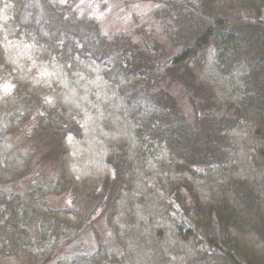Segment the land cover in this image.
<instances>
[{
  "label": "trees",
  "instance_id": "trees-1",
  "mask_svg": "<svg viewBox=\"0 0 264 264\" xmlns=\"http://www.w3.org/2000/svg\"><path fill=\"white\" fill-rule=\"evenodd\" d=\"M155 1L149 15L173 46L164 62L127 35L105 34L79 0H0V76L26 112H42L35 133L59 153L54 182L13 189L32 154L14 139L23 110L0 101V259L24 261L56 237L48 264L88 230L95 248L65 264H142L143 248L153 264H264V0ZM204 77L222 100L209 101ZM80 79L87 91L68 87ZM81 100L123 122L101 130ZM96 129L99 158L79 173L74 147L91 157ZM66 192L97 202L88 214L52 207L48 195ZM109 204L118 249L96 225Z\"/></svg>",
  "mask_w": 264,
  "mask_h": 264
},
{
  "label": "rangeland",
  "instance_id": "rangeland-1",
  "mask_svg": "<svg viewBox=\"0 0 264 264\" xmlns=\"http://www.w3.org/2000/svg\"><path fill=\"white\" fill-rule=\"evenodd\" d=\"M79 1L86 7V9H90L93 12L97 20L100 22L101 28L105 34L110 35V37L115 35H127L135 42L139 43L147 52H149V49L156 51V53H154V56H152V59L154 61H156V59L160 62H164L167 60L166 55H168V53L172 51L173 46L162 34L160 26L156 22H154L152 20V17L149 15L153 14L154 11L158 8V4H156L155 0ZM158 41L160 42L159 45L157 44ZM29 43L30 40L22 39L20 41V44H17V47H15L17 49V52L22 57L27 54L29 55L31 49ZM80 80L78 81L79 84H74L73 82H71L72 85L70 82L63 83H70L69 86L65 84L64 85L73 89L75 87L74 85H76V87L78 86V88L87 91V88L89 87V81ZM204 82L213 95V97L209 99V101L215 102L223 99L222 89L219 84L215 83L214 80L208 77H204ZM95 83L103 87L102 80H100L99 82L98 80H96ZM5 85H8L9 87L5 88ZM14 90L15 87L10 82L8 76H0V101L5 102L7 110H23L22 112L20 111V113L18 111V115L22 117L21 129L18 130L14 135V139L21 142L24 145L25 150L32 154V163L29 167L26 177L21 181H17L16 184L13 185V189L21 190L24 187L30 185H43L45 183L54 182L53 180H55L57 175L59 174V153L57 150L56 141L55 139L46 136V134L42 132L41 129V134H39V136L37 134L38 131H36L35 133V125L37 122H39L40 118L43 117V114L36 108H30L29 111L26 112L25 109H23V106L20 105V103L16 102ZM172 91L180 95L178 87H173ZM92 94L94 95L93 92ZM98 100L99 101H97V104L101 103L99 98ZM181 100L183 108L187 112H190L191 106L189 100L184 97H182ZM102 101L107 104V101L104 99V97ZM81 105L82 109L84 108L87 117L91 119L94 125H99L101 123V126H98L101 127V130L102 127H106V125H108V123H111L112 121H117L119 123L123 122V120L119 119L118 115L104 117V112L101 110V108L98 107V105H89L88 100H81ZM114 109L117 110V108ZM101 130H99V132L96 129L94 133V136L96 135V139L93 140H96L98 142L94 143L93 141H91L92 143H89V145L92 144V148H96L95 153L91 157L87 155V147L85 148V144L78 143L77 145H75L74 153L76 154V162L74 167L79 173L81 172V169L84 168L85 170V167L95 165L94 161L92 160L99 158L96 155V152L100 151L97 146L100 144L102 146V142L100 141L102 139ZM128 133L126 134L129 135ZM131 133L130 136L134 134L133 132ZM119 135L122 136L123 134L120 133ZM237 135L238 139L240 140L248 139V136L243 134V132H239V134ZM106 138L107 137H105V139ZM94 144H96V146ZM240 156L241 159L246 158V156ZM9 185L10 184H6L5 187H8ZM11 187L12 186L10 185L9 188ZM48 196L52 207L70 208L83 214H88L97 202L96 196L87 195L83 192H79V194L71 192L62 194L50 193V195ZM110 210L111 204H109L104 214L98 219L96 225L98 226L103 236V240H105V242L108 244V247L112 246L117 248V243L115 242L114 235L107 223V220L109 222ZM87 231L81 234L79 237L73 239L67 246L60 250L59 253L54 255V257L51 258L48 264H65L78 255L85 253V251H92L95 248L96 242L94 239V235ZM57 240L58 238L55 237L53 239L47 240L44 244L40 242V249H38L39 247H37L36 249L28 250L29 252L26 253L27 256L24 258V261L18 256L9 259H0V264H44L46 262V256L50 252L51 247L55 245ZM82 249L84 250V252L81 251L80 253H75L77 250ZM139 258L140 260H142V264L154 263L153 257L148 254V252L144 248ZM144 259L146 260V262L143 263Z\"/></svg>",
  "mask_w": 264,
  "mask_h": 264
},
{
  "label": "snow or ice",
  "instance_id": "snow-or-ice-1",
  "mask_svg": "<svg viewBox=\"0 0 264 264\" xmlns=\"http://www.w3.org/2000/svg\"><path fill=\"white\" fill-rule=\"evenodd\" d=\"M9 86L8 85H5V88H8Z\"/></svg>",
  "mask_w": 264,
  "mask_h": 264
}]
</instances>
